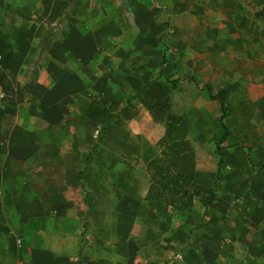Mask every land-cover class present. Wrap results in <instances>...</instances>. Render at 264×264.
Wrapping results in <instances>:
<instances>
[{
	"label": "crops",
	"instance_id": "crops-1",
	"mask_svg": "<svg viewBox=\"0 0 264 264\" xmlns=\"http://www.w3.org/2000/svg\"><path fill=\"white\" fill-rule=\"evenodd\" d=\"M212 1L223 7V0ZM107 2L0 0V264H249L244 228L231 224L219 211L218 194L210 193L217 162L205 173L195 164L191 184L210 179L207 207L200 194L190 210H177L159 197V187L151 188L152 179L142 195L116 185L118 200L109 207L95 205L86 189L75 144L69 149V139L62 140L73 160L61 152L59 130L71 126L78 99L111 98L124 86L108 74L121 66L116 57L123 42L130 50L143 46L126 39L113 20L107 26ZM227 2L242 11L222 21L242 25L238 39H256L251 27L264 31V0ZM129 3L135 8L138 2ZM42 136L52 137L51 154L39 161ZM215 155L218 161L216 148ZM87 218L98 235L82 241Z\"/></svg>",
	"mask_w": 264,
	"mask_h": 264
},
{
	"label": "rangeland",
	"instance_id": "rangeland-1",
	"mask_svg": "<svg viewBox=\"0 0 264 264\" xmlns=\"http://www.w3.org/2000/svg\"><path fill=\"white\" fill-rule=\"evenodd\" d=\"M166 1L137 0L135 8L129 0L104 3L107 26L113 20L126 39H138L143 46L130 50L123 42L122 56L116 57L121 66L108 74L124 86H117L111 98L95 104L104 107L118 100L117 113L128 96L152 82L159 85V91L145 102L135 99L128 119L101 136V125L82 119L73 109L71 126L59 130L60 150L65 159L83 163L86 189L95 195V205L103 202L111 207L118 200L116 185L124 194L133 190L142 195L154 179L156 171L147 163L162 151L159 142L168 116L176 115L186 121L194 163L204 173L213 171L216 143L224 128L220 102L210 98L208 89L212 87L216 94L224 87L229 105L224 123L230 136L221 144L225 162L214 196L218 194L219 211L227 214L231 224L244 228L251 249L249 264H264V71L257 70L264 64V31L246 27L256 39H238L237 34L245 33L242 25L227 22L232 20L230 11L241 12L242 8L228 5L227 0L223 7L212 0H170V6L163 4ZM51 138L42 136L44 151L34 159L50 157ZM67 138L69 149L76 146L73 159L66 156L62 140ZM199 181L190 189L203 191L204 206L210 199L207 189L211 183L206 177ZM106 194H110L107 200ZM88 218V238L82 241L97 239L98 228Z\"/></svg>",
	"mask_w": 264,
	"mask_h": 264
},
{
	"label": "trees",
	"instance_id": "trees-1",
	"mask_svg": "<svg viewBox=\"0 0 264 264\" xmlns=\"http://www.w3.org/2000/svg\"><path fill=\"white\" fill-rule=\"evenodd\" d=\"M43 1L46 4L50 0ZM165 60L164 56L163 61ZM157 86L159 85H155L152 82L144 87L142 92L128 96L126 105L117 113L114 111L118 110L120 106L118 100H113L109 106L101 107L82 97L76 102L77 113L82 119L101 125L99 132L101 136L109 132L114 127V124L118 126L122 123V119L123 121L128 119L129 109L135 99L145 102L148 98H154L155 93L159 91ZM208 90L210 98L218 99L220 102L222 110L221 120L224 128L220 141L216 143V154L218 156L217 176L214 181V187L210 189V193H212L215 185L221 181L222 167L225 161L221 144L230 136V131L224 123L226 117L229 116V105L224 89H219L216 94H214L211 87ZM186 125L183 117L169 115L165 134L159 142L162 151L148 163V167L152 171H156L151 188L159 187L161 189L159 197L165 203L180 211L190 210L193 207L194 198L199 197L201 194L200 191L190 189L195 175V163L193 148L187 140ZM207 204H205V207H207Z\"/></svg>",
	"mask_w": 264,
	"mask_h": 264
}]
</instances>
